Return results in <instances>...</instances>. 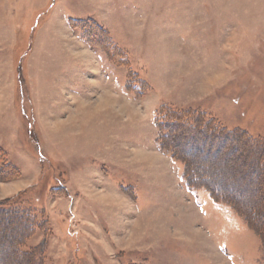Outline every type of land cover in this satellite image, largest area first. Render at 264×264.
<instances>
[{
    "label": "rangeland",
    "instance_id": "1",
    "mask_svg": "<svg viewBox=\"0 0 264 264\" xmlns=\"http://www.w3.org/2000/svg\"><path fill=\"white\" fill-rule=\"evenodd\" d=\"M0 264H264V0H0Z\"/></svg>",
    "mask_w": 264,
    "mask_h": 264
},
{
    "label": "trees",
    "instance_id": "2",
    "mask_svg": "<svg viewBox=\"0 0 264 264\" xmlns=\"http://www.w3.org/2000/svg\"><path fill=\"white\" fill-rule=\"evenodd\" d=\"M165 121H166V117H165ZM158 124H161V122H160V120L158 121ZM163 136H165V135H163ZM161 139H163V138H161ZM187 173V172H186ZM189 174V173H188ZM188 177H190V175L188 176H186V178H184L185 179V182L187 183V186L189 187V189H191V190H194V189H196L197 187H196V185H195V183H192V182H190L189 181V179H188ZM212 193V192H211ZM216 198V197H215ZM217 201H219V198H217L216 199ZM14 212H17L18 214H19V210H13ZM10 213H13V212H11L10 211ZM25 220H27V218H25L24 217V221ZM26 222V221H25ZM29 226V225H28Z\"/></svg>",
    "mask_w": 264,
    "mask_h": 264
}]
</instances>
